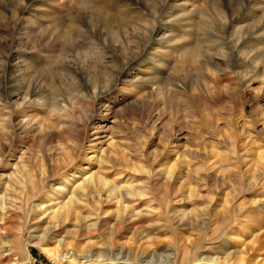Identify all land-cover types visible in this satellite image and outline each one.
Instances as JSON below:
<instances>
[{
  "label": "rangeland",
  "instance_id": "374dc122",
  "mask_svg": "<svg viewBox=\"0 0 264 264\" xmlns=\"http://www.w3.org/2000/svg\"><path fill=\"white\" fill-rule=\"evenodd\" d=\"M23 154L39 192L0 230L13 264H264V0H0V179ZM73 168L117 194L28 255Z\"/></svg>",
  "mask_w": 264,
  "mask_h": 264
},
{
  "label": "bare ground",
  "instance_id": "6f19581e",
  "mask_svg": "<svg viewBox=\"0 0 264 264\" xmlns=\"http://www.w3.org/2000/svg\"><path fill=\"white\" fill-rule=\"evenodd\" d=\"M248 3H250V2H248ZM123 73L125 74L126 71L124 70ZM111 91L112 90H109V89L106 90V91H101V93L98 96V99L103 98L104 96L109 94V92H111ZM26 127H28V124H26V123H24L22 121H17L15 123V125H14V128H15L16 131H23L24 129H26ZM14 140L16 141V138H14ZM64 150H65L64 148L59 149V153L60 152L64 153ZM68 150L69 149H67L66 151H68ZM63 153H62V155H63ZM24 155L25 154H23V156H21L19 158L20 160H19V163L16 164L17 165L16 166V170L12 174H10L9 176H7V177H5L3 179H0V189L3 191V195L0 196V230L4 231L5 233H7L9 224H12V222L15 220V218H17V221L20 220L19 223H18L19 226L22 224V219L23 218L20 219L21 218L20 217L21 211L19 209L20 207L19 208L17 207V204H16L18 202L17 200L19 198H20L19 200H21L22 197L27 196V195L36 196V194H38V192H39L37 190L36 184H35V182H34V180L32 178L31 168L28 166L29 164L28 165L21 164V163H24L22 161V159L24 158ZM70 157H71V155H70ZM260 159H261V161H264V157L263 158L260 157ZM55 166H56L55 169H57V171H62L63 170L61 168L60 164H56ZM73 171H74V168H73L72 171H67V169H66V171H64V172L67 174V175L65 174L66 178H69V176H72L73 178L84 180V181H82L81 184L77 185V187L80 189V192H78L77 195L75 194L76 196H71L67 201H62L60 204H57V206H56L57 210L56 211H53L54 209L52 208V212L50 214V218L51 219L48 222V226L47 227L38 226V227L34 228L33 230H29L30 227L28 228V230L30 232L29 233L30 234V239H29L28 242H26V243H24V245H22L23 247H21L23 250L26 251V253H28V255H30L29 254L28 245L30 243H33V241L40 240L41 242H43V241L49 240L51 238V236H54L55 232L59 228L66 227L65 225L67 224V221H69L71 219V217H73V216H74L76 221L81 220V217L79 216V212L77 213V211L80 210L79 207H78V203H79V201H81L80 199L83 196L85 197V196H87L89 194L93 196L96 193L101 192L102 189L104 190L105 188H108L111 185V183L109 181H107V179H104L103 177H98V176H96V174H91L90 176L88 175L87 179H84L83 176H85V175H87L89 173L87 170H84V171L83 170H81V171L77 170L76 172H73ZM77 174H80L82 177L80 178L79 176H77ZM48 178H51V176L48 177ZM70 182H71V180L68 179L66 183L68 184ZM18 189L20 191H18ZM76 190H77V188H76ZM108 190H111L110 194L116 195L119 189L117 187H113L112 186V188H108ZM63 192L65 193L66 191L63 190ZM139 194H141V193L139 191H137L136 189H134L133 185H130V188L127 191H125V194L121 195L120 198L125 199V200L129 199V198L131 199L132 197L133 198L138 197ZM54 200L55 199H53L51 201L55 202L56 200L55 201ZM225 204L228 205V204H230V202L226 201ZM141 205L142 204L140 203L138 207H141ZM25 206H26V204H25ZM37 207H38V205H37ZM229 207H230V209H228L225 214H231L232 213L231 211H232V209H234V207H233V205H230ZM127 209L128 208L126 207L125 208V212H127ZM48 210H51V209H47L45 212H47ZM37 211H41V210H37ZM144 216L145 215L143 214V211H138L137 213H135V211H133L131 216L127 217V214H126L123 217L118 218V221H121V223H124L127 220V218H129V220H131L130 221L131 223H137L138 224L139 221ZM86 219H88V218H85V220ZM40 222L41 221L39 220L38 223H40ZM89 228H90V226L88 227V229ZM55 239H57V238H55ZM1 243H2V239H1ZM44 243H46V242H44ZM19 251H20V247L16 246V244H14V245H6V250L0 253V264H13V259H14L15 255ZM45 252L52 259H54L55 261L61 262L59 260L57 250H55V249H49V250L46 249ZM60 259H62V258H60ZM68 260L70 261V264H84L85 263V262L84 263H80L78 260L71 259V258H68ZM217 263L218 262H217L216 259H214V258L211 259L210 258V259H208V261H206L205 264H217ZM222 263H224V261L220 262L218 264H222ZM121 264H123V263H121Z\"/></svg>",
  "mask_w": 264,
  "mask_h": 264
}]
</instances>
